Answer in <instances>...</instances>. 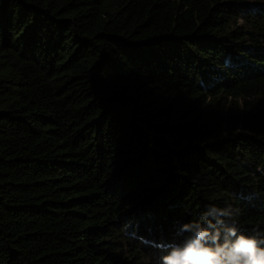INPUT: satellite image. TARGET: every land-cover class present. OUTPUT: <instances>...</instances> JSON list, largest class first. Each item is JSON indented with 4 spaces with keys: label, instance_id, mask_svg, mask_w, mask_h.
I'll list each match as a JSON object with an SVG mask.
<instances>
[{
    "label": "trees",
    "instance_id": "1",
    "mask_svg": "<svg viewBox=\"0 0 264 264\" xmlns=\"http://www.w3.org/2000/svg\"><path fill=\"white\" fill-rule=\"evenodd\" d=\"M213 204L264 230V0H0V264H162Z\"/></svg>",
    "mask_w": 264,
    "mask_h": 264
},
{
    "label": "clouds",
    "instance_id": "2",
    "mask_svg": "<svg viewBox=\"0 0 264 264\" xmlns=\"http://www.w3.org/2000/svg\"><path fill=\"white\" fill-rule=\"evenodd\" d=\"M207 207L209 211L200 220L184 224L182 231L191 234L183 243L166 246L167 254L161 258L162 264H264V230L257 226L252 228V234H245L235 218L239 210L231 211L230 204L227 209L214 204ZM213 213H220L232 222L223 242L221 230L208 219ZM206 223L212 227H205Z\"/></svg>",
    "mask_w": 264,
    "mask_h": 264
}]
</instances>
